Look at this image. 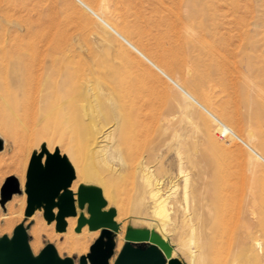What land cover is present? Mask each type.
<instances>
[{
  "label": "rangeland",
  "instance_id": "1",
  "mask_svg": "<svg viewBox=\"0 0 264 264\" xmlns=\"http://www.w3.org/2000/svg\"><path fill=\"white\" fill-rule=\"evenodd\" d=\"M17 1V5H14L7 0H0V47H14L16 42L17 52H20L21 44L32 41L37 43L43 56L34 68L32 83L35 93L40 84L42 89L47 88L46 81L51 75L43 66L45 61H49L45 53L52 47V38L45 37L46 33L61 31L70 49L90 64L96 60L107 61V53L113 47L124 49L129 53L135 69H140L147 77V82H141L139 86L148 99L153 101L151 103L158 114L170 120L177 129L187 131L188 141L200 145L202 152L216 153L215 140L229 148L226 154H222L225 164L223 171L229 174L230 170L226 169L231 168L229 176L240 190L245 189L248 181L257 180L254 176L256 168L264 171V163L254 159V155L242 142L250 143L251 140L254 145L261 147L264 141V0H83L97 13H103L172 79L196 95L209 109L222 115L242 141L221 129L207 113L185 99L173 83L112 35L77 1ZM24 53L20 52L19 55L23 56ZM90 86L91 83L81 82L79 93ZM82 105L83 119L69 123L49 121L36 114H24L8 102L0 100V122L4 123L0 124V200L6 179L15 176L20 180L11 171L18 163V156L22 154L26 159V179L22 193L14 195L5 207L0 204V238L12 237L14 229L24 224L34 255H39L48 244H52L61 258H72L76 264H79L84 254L64 247L68 230L58 232L57 221L49 225L44 211L37 212L34 217L25 215L28 207L25 188L27 172L31 159L37 156L35 151L40 150L41 146L42 152L54 153L60 150L62 155L69 157L76 170L77 180L74 183L77 182L78 187L82 183H91L101 187L104 192L106 183L114 185L113 190L124 203L111 200L110 204L106 197L108 204L105 210L115 208L117 211V223L122 226L117 241L118 245L123 243L122 248L127 242L125 235L130 226L150 229L162 238L164 235L161 218H155L147 204H138L137 180L129 173L112 174L100 160L102 148L110 153L115 152L114 122L98 115L93 98L80 102ZM82 125L87 128H82ZM223 134L225 138L221 137ZM168 147L166 139L160 138V142H156L150 149L149 161L156 180L161 181L167 191L172 187L178 200L183 183L177 175L176 161L173 154L168 152ZM200 158L201 153L198 155ZM214 162V159H207L202 162V169L207 172L210 168V172H216L218 168ZM78 169L82 173L81 178ZM191 177L195 185L189 201L190 211L180 209L175 200L176 204L168 213L164 229L167 237L165 241L173 249L174 260L178 264H234V258H239L235 264H264V260L259 262L253 254L248 239L250 233L253 236L260 235L250 201L243 204L246 221L242 219L237 224L242 204L240 200L229 211L233 212V218L223 238H216L217 242L221 240L216 260L206 255L203 259L201 256L190 261L193 246L196 252L200 251L198 237L212 236V228L217 233L221 232V218L228 211L220 203L211 201L209 183L197 171L192 172ZM77 191L74 193L77 194ZM23 196L26 198L24 205L21 202ZM193 215L194 224L190 225L185 219ZM10 218L13 219L12 224H8ZM38 220H42L48 228L54 225L52 230L55 236L48 238L43 234L34 246L32 229ZM193 225L199 227L194 239L191 235ZM77 227L78 224L72 229L73 235L82 234L76 231ZM88 227L84 229L87 228L89 233ZM136 244L148 246L146 243ZM121 250H115V261Z\"/></svg>",
  "mask_w": 264,
  "mask_h": 264
},
{
  "label": "bare ground",
  "instance_id": "2",
  "mask_svg": "<svg viewBox=\"0 0 264 264\" xmlns=\"http://www.w3.org/2000/svg\"><path fill=\"white\" fill-rule=\"evenodd\" d=\"M7 1L14 5H17L16 3L18 2L17 0ZM75 1L92 14L110 33H112V35H115L124 45L136 52L147 63L173 83L185 99L207 113L216 124L221 126V129L242 141L222 115L209 109L196 95L189 92L178 81L172 79L148 55H146L138 45L132 42L126 34L119 31L116 25L112 24L103 13H97L83 0ZM45 37L52 38H49L52 42V47L45 53V58H49V61L43 63L44 68L51 74L49 80L46 81L47 88L42 89V85L40 84L38 92H34L32 83L34 68L38 59L43 56L37 43L32 41L27 44H21L20 52H25L22 56L21 54L19 55L20 52H17L18 47L15 42L14 47L6 48L5 45L0 47V100L8 102L12 107L18 111H22L24 114H36L49 121L57 120L76 123L78 120L81 121L84 117L83 105L80 106V102H85L93 98L98 115L106 120L114 122L113 140H116L115 152L110 153L106 151L105 148H102L100 160L112 174L129 173V175L137 180L138 204H147L153 210L152 214L154 217L158 219L161 218L160 221L161 227H163L164 240L167 239L164 229L167 226L166 220L169 217L168 213L172 206L176 204L175 200L177 199L175 193L172 191V187L167 191L164 189V184L156 180L154 177L155 174H153L151 170V162L149 159L151 147L156 142H160V138H165L169 144L168 152L173 154L176 161L177 175L183 183L181 196L180 198L178 197L179 199L177 200L179 208L185 212L190 211L189 201L195 185V181H193L191 176L192 172L197 171L199 176L209 183L208 186L211 188V190H209L211 201L220 203L223 209L228 210L226 216L224 215L221 218V232L217 233L214 231V228H212V236L209 237L205 235L198 237L200 251L196 252L194 245L193 250L195 252L193 250V252L190 251L192 248L189 250L191 252L189 257L190 261L193 262V260H197L201 256L203 259V256L206 255L216 260L215 257L217 253H219V242L221 241L217 242V240L223 238L224 231L229 227L233 218V212L230 213L229 211L234 209L238 200H240L242 204L237 218V224H239L242 219L246 221L243 216V204L246 201L251 202L252 213L257 218L260 235L253 236L250 233L248 239L251 242V250L257 260L259 262L264 260V171L256 168L254 170V176L257 177V180L252 182L248 181L245 189H242V194H240V191H242L240 190L241 188L238 187V184L229 176V174L231 175V168L226 169V171L230 170L229 174L223 171L225 164L224 159H222V154H226L229 148L218 143V140H215L216 153L209 154L205 150L202 152V147L200 145L188 141L187 131H185V133L183 130L177 129L170 120L158 114L155 106L151 103L152 100L150 101L148 99L147 94L145 95L139 86L141 82H147V77L139 71L140 69H135L129 53L126 50L113 47L112 51L107 53V61L102 62L96 60L90 64L87 60L82 58L81 55L78 56L75 51L70 49L61 31L57 30L55 32L46 33ZM14 41H17V39ZM26 56L28 57L27 59H25ZM83 81L88 84L91 83V86L87 90L79 93L78 86ZM81 109L82 112L80 111ZM0 124L4 123L0 122ZM81 127L87 128L86 125H82ZM8 133L11 135V131ZM242 142L254 155V159H258L264 163V141L261 147L254 145L251 140H249L250 143L245 141ZM41 149L35 151L36 155L42 153ZM56 152H59L62 157L67 158L76 177L68 191H72L74 194L77 216L66 218L67 227L65 231L68 230V233H66L65 243L63 242L64 247L68 250L87 255L91 242L99 235V231L101 230L91 231L89 229L91 233H88L87 228L84 229L88 227L86 224L81 231L78 232L82 234H72V229L74 230V227L78 224L77 221L80 216L84 215L88 218L87 216L89 214V204L86 203L83 206L79 204V192L86 190L98 194L101 193L105 201L106 197L110 200V204L111 200H117L121 203L124 202L119 198L118 193L113 190L112 187L114 185L112 186L110 183H106L104 192L101 187L91 183H82L78 187V183H74L77 180L76 170L69 157L62 155L60 150ZM54 153H50V151L49 153L45 152L44 158L42 159L43 164L45 163L47 154L53 155ZM200 153L201 158L198 159ZM18 157V163L15 165V169L11 168V171L15 172L20 177L21 190L23 191L24 181L26 179V159L22 154ZM207 159H214L217 163L218 169L216 172H210V168L207 172L202 169L201 164L202 162H206ZM248 165L250 166V164ZM77 171L81 178V171L79 169ZM74 191H77V194H75ZM171 191L172 193H170ZM25 201L26 198L23 196L21 199L23 205L26 203ZM56 201L58 202V199ZM43 211L44 205L40 208H36L34 214L36 215L37 212ZM103 211H106L105 207ZM108 211L117 214L115 208H111ZM53 212L56 217L58 208L55 207ZM116 214L114 216V222L116 223V251H120L123 243L121 242L118 245L117 234L122 231V226L117 223ZM185 220L190 223V225H192V223L194 224V215ZM55 222L56 219L49 222V225ZM12 223L13 219L10 218L8 224ZM36 223L37 225L32 229V234L35 239V243H32L34 246H36V243H38L43 234L48 238H53L55 236L52 230L54 225L48 228L42 220H38ZM197 228L194 225L191 226L192 239L197 236ZM151 232L150 229H140L130 226L127 228L125 238L128 235L130 239L145 240L149 237ZM251 235L253 237H251ZM248 239H246V241H249ZM194 242L193 244H195ZM173 259H175V255L172 249V258L167 260V263L169 264ZM238 259L239 258H234V264L238 262ZM110 264H115L114 257L110 260Z\"/></svg>",
  "mask_w": 264,
  "mask_h": 264
},
{
  "label": "water",
  "instance_id": "3",
  "mask_svg": "<svg viewBox=\"0 0 264 264\" xmlns=\"http://www.w3.org/2000/svg\"><path fill=\"white\" fill-rule=\"evenodd\" d=\"M44 153L34 156L30 161L26 183L28 207L25 215L31 217L36 208L44 205L46 220L52 222L56 219L57 231L64 232L67 227L66 218L77 216L74 194L68 191L76 178L75 173L67 158L62 157L59 152L47 154L43 164ZM21 193L18 178L15 176L7 178L1 190L0 204L5 207L14 195ZM78 197L80 206L89 204L90 217L81 215L76 231L80 232L86 224L91 231L101 230L89 253L80 257L79 264H110L117 246L115 213L103 211L107 203L101 193L82 190ZM55 207L58 208L56 217L53 212ZM125 240L127 242L115 264H168L167 260L172 258L170 245L155 232H151L145 240L130 239L128 235ZM136 243H146L148 246L141 247ZM0 264H76V262L72 258H61L52 244H48L39 255H34L29 244L27 228L20 224L14 229L11 238L9 236L0 238ZM169 264L178 263L173 259Z\"/></svg>",
  "mask_w": 264,
  "mask_h": 264
},
{
  "label": "built area",
  "instance_id": "4",
  "mask_svg": "<svg viewBox=\"0 0 264 264\" xmlns=\"http://www.w3.org/2000/svg\"><path fill=\"white\" fill-rule=\"evenodd\" d=\"M222 138H225L224 135H221Z\"/></svg>",
  "mask_w": 264,
  "mask_h": 264
}]
</instances>
